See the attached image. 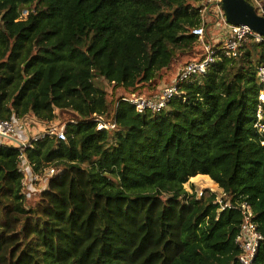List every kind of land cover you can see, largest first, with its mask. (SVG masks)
<instances>
[{"label": "trees", "instance_id": "obj_1", "mask_svg": "<svg viewBox=\"0 0 264 264\" xmlns=\"http://www.w3.org/2000/svg\"><path fill=\"white\" fill-rule=\"evenodd\" d=\"M201 6L0 0V119L28 118L30 136L51 125L66 134L23 150L34 173L55 170L31 204L19 148L0 140V264H239L241 215L219 211L207 190L187 192L198 177L250 205L263 237L253 264H264V134L254 128L264 41L219 55L159 111L123 101L158 96L201 59L191 33ZM95 116L114 127L99 130Z\"/></svg>", "mask_w": 264, "mask_h": 264}, {"label": "built area", "instance_id": "obj_2", "mask_svg": "<svg viewBox=\"0 0 264 264\" xmlns=\"http://www.w3.org/2000/svg\"><path fill=\"white\" fill-rule=\"evenodd\" d=\"M248 1V0H247ZM252 5L258 6L260 9L264 5V0H251ZM222 0H200V21L201 25L192 29L191 33L197 38V42L202 49V57L199 60L190 62L179 69L173 79V83L161 90L160 94L154 98L135 97L129 99L124 98L123 101L135 107L138 113L145 110L152 112L162 109L173 97L179 96L178 85L194 75L202 74L209 66L218 59L219 55L225 57H235L238 48L242 46L247 39L255 42L264 41V39L251 31L246 26H231L225 21L223 11L221 9ZM249 2V1H248ZM262 11V9H261ZM264 14V13H263ZM25 16V13L22 14ZM262 15V14H259ZM264 16V15H262ZM210 24L217 30L216 43L206 39L205 25ZM257 76L261 85L256 96L255 105V122L254 128L264 134V64L257 70ZM28 118L10 117L7 120L0 119V140L4 143L15 145L19 148L20 168L22 174V185L29 187L28 183L35 184L43 180L44 177L55 173L54 168L46 167L43 174L34 173L32 165L28 163L23 155V150L29 145V141H37L46 136H56L60 141L66 142V134L64 126L51 125L39 135H29ZM94 121L99 130H108L114 127L113 124H105L100 116H95ZM264 144V141L262 142ZM215 189L208 187L210 193L215 195L214 204L218 206L219 211L227 209H236L241 215V224L235 243L238 245L240 253L238 256L239 264H253L260 242L263 240L262 235L257 230V224L253 221V211L246 202L233 203L230 198L226 197L224 192L215 184ZM204 191L197 194L201 197Z\"/></svg>", "mask_w": 264, "mask_h": 264}, {"label": "water", "instance_id": "obj_3", "mask_svg": "<svg viewBox=\"0 0 264 264\" xmlns=\"http://www.w3.org/2000/svg\"><path fill=\"white\" fill-rule=\"evenodd\" d=\"M225 21L231 26H246L264 39V16L247 0H222Z\"/></svg>", "mask_w": 264, "mask_h": 264}, {"label": "rangeland", "instance_id": "obj_4", "mask_svg": "<svg viewBox=\"0 0 264 264\" xmlns=\"http://www.w3.org/2000/svg\"><path fill=\"white\" fill-rule=\"evenodd\" d=\"M207 36L208 39H214V43H216V36L218 34L217 30L214 29L210 24H208L206 28ZM199 56V54H198ZM192 58L188 57L187 59H182L179 61V66L184 64L187 61H190ZM29 187H26L27 190V202L30 204L36 199L37 195H39L44 189H45V180L43 179L42 181L35 183V184H30L28 183ZM208 187L215 189V185L213 181L210 180L209 177L203 178V177H198V178H190L186 184H184V189L189 192V193H194L197 192V194L201 191L208 190Z\"/></svg>", "mask_w": 264, "mask_h": 264}, {"label": "crops", "instance_id": "obj_5", "mask_svg": "<svg viewBox=\"0 0 264 264\" xmlns=\"http://www.w3.org/2000/svg\"><path fill=\"white\" fill-rule=\"evenodd\" d=\"M199 176H203V175H199Z\"/></svg>", "mask_w": 264, "mask_h": 264}]
</instances>
